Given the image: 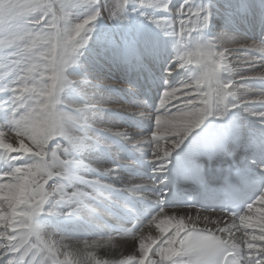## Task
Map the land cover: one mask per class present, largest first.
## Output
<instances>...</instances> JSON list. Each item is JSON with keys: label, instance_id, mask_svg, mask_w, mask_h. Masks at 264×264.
Returning a JSON list of instances; mask_svg holds the SVG:
<instances>
[{"label": "snow or ice", "instance_id": "snow-or-ice-1", "mask_svg": "<svg viewBox=\"0 0 264 264\" xmlns=\"http://www.w3.org/2000/svg\"><path fill=\"white\" fill-rule=\"evenodd\" d=\"M0 264H264V0H0Z\"/></svg>", "mask_w": 264, "mask_h": 264}, {"label": "bare ground", "instance_id": "bare-ground-1", "mask_svg": "<svg viewBox=\"0 0 264 264\" xmlns=\"http://www.w3.org/2000/svg\"><path fill=\"white\" fill-rule=\"evenodd\" d=\"M242 91H243V90H241V94H242ZM243 93H244V92H243ZM110 127H111V126H110ZM166 211H168V213H169L170 216H175V217H177V218H179V217L185 215V212H184L183 210H167V209H166ZM188 214L195 216V211H194V210H189V211H188ZM129 226H130V225H129ZM146 232H147V229H146ZM151 234H152V235H157V234H158V230H156L154 226H153V228H152V233H151ZM121 251H123L124 254H130V253L128 252L127 248L124 247V246H121ZM101 253H103V250H101Z\"/></svg>", "mask_w": 264, "mask_h": 264}, {"label": "rangeland", "instance_id": "rangeland-1", "mask_svg": "<svg viewBox=\"0 0 264 264\" xmlns=\"http://www.w3.org/2000/svg\"><path fill=\"white\" fill-rule=\"evenodd\" d=\"M249 34H252L251 33V31H249ZM258 34V33H257ZM259 41H257V43H258ZM249 43H251V41H249ZM258 55V54H257ZM254 75V74H253ZM243 90V89H242ZM255 91H259V88H256V89H254ZM244 92V90L242 91V94H244L243 93ZM249 99H254V97H249ZM111 125H103L102 127H110ZM113 131H117L118 129H116V128H113L112 129ZM128 227H130L129 225H128Z\"/></svg>", "mask_w": 264, "mask_h": 264}]
</instances>
